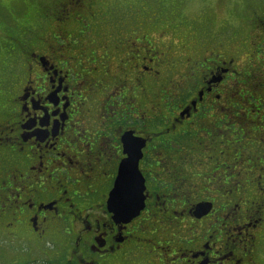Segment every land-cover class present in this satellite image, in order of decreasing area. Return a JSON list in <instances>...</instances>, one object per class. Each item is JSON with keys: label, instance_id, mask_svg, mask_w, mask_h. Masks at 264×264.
I'll list each match as a JSON object with an SVG mask.
<instances>
[{"label": "flooded vegetation", "instance_id": "flooded-vegetation-1", "mask_svg": "<svg viewBox=\"0 0 264 264\" xmlns=\"http://www.w3.org/2000/svg\"><path fill=\"white\" fill-rule=\"evenodd\" d=\"M55 7L0 38V264H264V130L232 97L240 82L264 106V19L241 67L229 38L179 48L109 4ZM127 137L145 190L125 222L109 201Z\"/></svg>", "mask_w": 264, "mask_h": 264}, {"label": "rangeland", "instance_id": "rangeland-1", "mask_svg": "<svg viewBox=\"0 0 264 264\" xmlns=\"http://www.w3.org/2000/svg\"><path fill=\"white\" fill-rule=\"evenodd\" d=\"M57 0H0V38L12 24L24 26H37L38 17H46L52 25L53 10ZM98 3L109 4L107 19L113 25L121 28L124 21L131 18L124 30H134L137 34L149 35L158 38L161 42L170 40L168 44L186 46L190 37L201 38V33L210 34L208 28L213 24V33L223 32L224 37L233 40L232 48L234 56L238 52V63L241 67L247 63L253 51L244 46L243 42H249L254 38L253 28L264 19V0H133L135 6L124 8L129 0H96ZM131 1V0H130ZM38 18V19H37ZM230 23V25H229ZM224 24L228 26L223 27ZM142 25L139 31V26ZM38 28V26L36 27ZM77 28L76 21L72 22L71 31ZM144 30V31H143ZM127 33V32H126ZM175 33V34H174ZM189 33V34H186ZM200 42L199 40L195 39ZM154 41V40H153ZM167 42V41H166ZM0 43L3 41L0 40ZM3 45V44H2ZM242 46V47H241ZM236 94L232 92L233 101L238 109H255L252 120L253 129L262 132L264 130V106H261L259 98L251 99L246 96V85L238 82L235 86ZM250 124L249 122L246 124Z\"/></svg>", "mask_w": 264, "mask_h": 264}, {"label": "snow or ice", "instance_id": "snow-or-ice-1", "mask_svg": "<svg viewBox=\"0 0 264 264\" xmlns=\"http://www.w3.org/2000/svg\"><path fill=\"white\" fill-rule=\"evenodd\" d=\"M126 156L120 165L119 179L112 191L113 210L120 215L131 212L135 207L140 189L137 186V167L140 145L129 138L125 146Z\"/></svg>", "mask_w": 264, "mask_h": 264}, {"label": "water", "instance_id": "water-1", "mask_svg": "<svg viewBox=\"0 0 264 264\" xmlns=\"http://www.w3.org/2000/svg\"><path fill=\"white\" fill-rule=\"evenodd\" d=\"M195 105H196V103H193V106H195ZM128 139H129V137H127L125 141H127ZM131 139L136 140L138 142V144L140 145V151H139V154H138V162H139V160L142 158V152L141 151H142L143 146L145 145V141L143 139H138V138H131ZM118 179H119V177L117 178V180ZM137 186L140 189V192H139V196L137 197L135 207L133 208V210L131 212L122 213L120 215H117V213L113 210L112 192H111L109 205H110L111 211L113 212V214L116 216L117 219H121V218L124 217L123 221L128 222L131 219H133L136 216H138L140 211L144 207V190H145V186H144V180H143L140 172L138 171V167H137ZM204 209H207V207L206 206H199L198 207V211H204Z\"/></svg>", "mask_w": 264, "mask_h": 264}, {"label": "trees", "instance_id": "trees-1", "mask_svg": "<svg viewBox=\"0 0 264 264\" xmlns=\"http://www.w3.org/2000/svg\"><path fill=\"white\" fill-rule=\"evenodd\" d=\"M128 22H131V18H127L125 21H124V23H125V25H127V23ZM212 26H213V24H211L210 26H209V28H208V32L211 34V33H213L214 31H213V29H212ZM222 33L223 32H220V33H216L215 35H210V34H206V31L204 32V34L203 33H201V39L202 38H209V37H214V38H217V39H225V38H227L228 39V37H224L223 35H222ZM175 34V33H174ZM186 34H189V33H186Z\"/></svg>", "mask_w": 264, "mask_h": 264}]
</instances>
